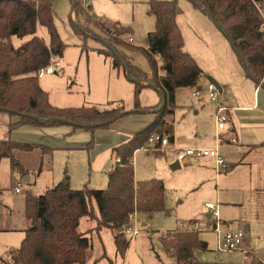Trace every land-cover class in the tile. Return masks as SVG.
I'll list each match as a JSON object with an SVG mask.
<instances>
[{"label": "rangeland", "instance_id": "obj_1", "mask_svg": "<svg viewBox=\"0 0 264 264\" xmlns=\"http://www.w3.org/2000/svg\"><path fill=\"white\" fill-rule=\"evenodd\" d=\"M148 1L89 0L84 4L80 0L86 13L73 11L74 0L54 1V24L66 48L62 56L53 59V62L61 63L56 72L40 77V83L50 94L51 103L58 107L99 108H112L120 103L126 111H132L136 109L138 100L141 113L127 115L120 122L94 132L83 129L73 132V127H67L72 134H67L64 128L38 133L36 137L54 149L51 168L46 166L48 158L45 156L44 171L40 175L37 159L42 153L39 150L17 153V157L31 170L26 175L13 171L9 158L0 160V257L3 260L9 259L11 251L18 249L25 237L23 230L28 225L25 214L27 196L40 195L53 188L66 172L74 189L85 186L107 188L109 172L115 162L113 148L153 121L155 115L148 108L161 102L160 93L152 87H145L137 98L136 84L125 74V69L114 68L112 58L99 51L105 47L100 39L110 41L109 35L101 29L102 23H119L126 29L123 37L129 44L148 48V34L156 27L155 17L148 12ZM175 1L184 48L206 73L195 87H183L177 91L175 143L170 142L164 147L166 153L157 150L154 143L135 153L136 180L156 178L164 181L166 210L133 214L131 226L139 233L133 238L129 236L132 240L124 259L113 253L116 231L107 227L98 228L97 220L83 217L78 228L91 239V256L97 246H101V238L104 239L107 256L98 264H109V258L123 264L174 263L175 258L164 245L162 237L181 228L180 224L187 229L195 223H198L200 238L207 244V247L196 250L200 260L246 264L247 258L242 251L218 250L217 233L212 228L213 219L208 217L211 214L206 207L208 203L219 204L220 218L225 222L222 223V230L228 227L242 230L245 247H250L264 259L263 151H250L243 161L246 164L236 162L234 168L231 165V169L219 177L216 175L215 158L210 156L197 159L186 157L180 161L179 168L173 167L178 161L177 150L212 149L216 147L220 135L224 139L221 152L224 153L226 147L231 156L236 155L235 149L239 145L232 141L231 120L226 121V128L218 129L216 105L207 99L212 78L223 87L219 102L223 105H226L224 97H231V91L245 92L249 88L253 93L255 88L254 80L247 75L222 29L189 0ZM75 26L81 31L79 28L75 30ZM36 35L50 43L46 27L38 25ZM32 37L13 36L11 41L19 48ZM129 37H133L134 41L129 42ZM117 47L133 64L151 74L149 61L142 53L120 45ZM197 89L206 95L205 100L194 96ZM13 116V122L17 121L19 117ZM27 130L12 129L11 139L29 141L31 134ZM197 140L203 144L195 143ZM223 158L230 164L225 153ZM16 186L22 189L21 193L15 192ZM0 264H4V261L0 260Z\"/></svg>", "mask_w": 264, "mask_h": 264}, {"label": "trees", "instance_id": "obj_2", "mask_svg": "<svg viewBox=\"0 0 264 264\" xmlns=\"http://www.w3.org/2000/svg\"><path fill=\"white\" fill-rule=\"evenodd\" d=\"M55 0H0V113L20 116L10 128L22 126L50 127L70 124L74 129L94 132L110 127L133 113H141L139 101L136 109L126 111L118 103L112 108L96 106L58 107L51 103L49 93L40 84L38 71L49 65L55 57L64 54L66 44L54 24ZM194 7L208 15L229 39L242 67L257 86L264 87V31L263 19L252 0H189ZM149 14L155 17V29L148 34V48L129 44L124 39L125 27L119 23L101 24L110 37L112 47L105 45L100 53L112 58L114 68L123 67L120 57L128 64L130 78L136 84V96L145 87L158 88L161 102L148 108L155 119L143 130L113 148L115 162L109 172L105 189L85 186L74 189L70 176L40 195L25 199V214L29 222L25 237L16 250H12L4 264H89L91 239L79 230L80 220L88 217L97 220L98 228L107 227L115 232L116 254L124 259L131 238L126 228L131 226L136 212L166 210V187L161 179H135L134 155L140 149L151 146L154 135L175 139L176 93L179 88L195 87L205 71L197 60L185 50L184 37L177 23V1L149 0ZM73 11L86 13L80 0H74ZM230 15L226 16L224 12ZM88 21V18L86 19ZM38 25L47 28L50 43L36 35ZM75 25V24H74ZM79 28V27H78ZM75 26V30L78 29ZM81 31V29H78ZM33 35L21 47L16 48L11 38ZM117 45L142 53L149 61L151 74L133 64ZM117 52V53H116ZM162 94L165 104L161 110ZM102 126L96 124L104 123ZM155 148L160 143L154 144ZM39 150L47 156L51 168L53 147L16 140L2 141L0 160H11L13 171L22 175L29 173L17 157L18 152ZM42 168H40L41 172ZM162 237L176 261L174 264H222L203 261L196 250L206 244L198 230L178 228ZM207 247V244H206ZM106 257V251L102 256ZM250 264H264L255 253H248ZM101 258L92 264H98ZM109 264H123L109 259Z\"/></svg>", "mask_w": 264, "mask_h": 264}, {"label": "crops", "instance_id": "obj_3", "mask_svg": "<svg viewBox=\"0 0 264 264\" xmlns=\"http://www.w3.org/2000/svg\"><path fill=\"white\" fill-rule=\"evenodd\" d=\"M212 81L215 82L221 88V90H222L221 94H222L223 87L220 86L219 82L217 80H215L214 78H212ZM41 86L44 89V86L42 84H41ZM44 90H46V89H44ZM251 91L252 90L249 88H247L245 90V92L238 91V90L235 92L231 91V94H232L231 97H229V95L227 97V95H226V97H224V99H223V101L226 102V105H224V106L228 107V109H229L228 110L229 120H231L230 132L233 133V136H232L233 138L234 137L237 138L236 143H238V145H239L235 149L237 152L235 153L236 155L234 157L231 156L230 150L226 149V147H225L224 153L226 154L227 159L230 161L229 162L230 164H228V166H229L228 169L223 171V172L229 171L234 164H237L236 162L240 163L241 165L246 164V162L243 163V161L247 157V154L250 151L252 152V150H254V149H259V150L263 151L261 163L264 166V87L257 86L255 84V88H253V93ZM195 97L199 98V100H205L206 99L205 94H203L202 97H197V96H195ZM207 99H208V97H207ZM220 100H221V97H220ZM220 100H219V102H220ZM176 101H177V93H176ZM221 105H223V104H221ZM176 112H177V109H176ZM176 112H175V115H176ZM16 116L19 117L17 120V121H19L20 116H18V115H16ZM13 117H14L13 115H10L8 113H4V112L0 113V144L2 141H6V140L11 139L12 129L10 128V126H11V123H13ZM154 119H155V117L152 120H154ZM17 121H14V122H17ZM67 127L72 128L73 126L70 124H64V125H60V126H50V127L22 126L19 128L20 129L28 128V130L26 132L31 134V137H29L31 139H28L29 141H25V142L44 144V143H42L43 141H41L40 139H38L36 137L38 135V133L42 132L43 130H48V129H50L51 131L52 130H56V131L58 130L59 131V129L64 128V130L67 132V134H72L73 132H75L77 130V129L73 128V130H72L73 132H71V130ZM224 128H226V125ZM79 129H81V128H79ZM175 130H176V121H175ZM85 132H88V131H85ZM178 135H179V130H178ZM221 136L222 135H220L218 137L216 147H214V148H218V150H220V152H221V147L223 145L222 142L224 140ZM16 141H18V140H16ZM175 141H176V135H175V139H174L173 143H175ZM228 141L232 144H235L231 141V139H228ZM20 142H22V141H20ZM195 143L203 144L201 141H198V140ZM45 145H47V144H45ZM140 150H142V149H140ZM224 153H222V155ZM42 155L43 154H41V156H38V159H37L38 160L37 165H38L39 170H40V168H42L41 172L39 171V175L44 171V163H43L44 156H42ZM212 158H214V157H212ZM194 159H197V158H194ZM178 161L180 163V161H183V160H178ZM22 163L26 166V164L24 162H22ZM134 166H135V155H134ZM234 167H235V165L233 166V168ZM27 169L29 170V172L31 171L28 167H27ZM215 170H216L217 177H219L220 175L223 174V172H218L216 160H215ZM29 180H30V178H29ZM261 188L264 190V182L261 185ZM219 212H220V206H219ZM221 222L225 223L222 221V219H221ZM28 226H29V222H28L27 228H28ZM228 228L231 229V227H228ZM23 231L25 232V229ZM103 240L104 239L101 238V241H100L101 246H97V249L94 250V253L92 254V256L90 257V259L88 261L89 264H92L96 259H99V258L103 259L104 258V257L102 258V256L104 254V250L106 251V246H105ZM237 251H242V253H244L243 251H247L248 253L249 252L255 253L257 256H259L256 252L251 250L250 247H245V237H244V240H243L241 247ZM113 253H116L115 241H114ZM106 256H107V251H106ZM245 258H247L245 263L250 264V258H248V255ZM109 259H111V258H109ZM175 261H176V259H175ZM174 263H171V264H174Z\"/></svg>", "mask_w": 264, "mask_h": 264}, {"label": "built area", "instance_id": "obj_4", "mask_svg": "<svg viewBox=\"0 0 264 264\" xmlns=\"http://www.w3.org/2000/svg\"><path fill=\"white\" fill-rule=\"evenodd\" d=\"M259 11L263 23H262V29L264 31V0H252ZM89 0H82V3L87 4ZM129 42H133V37L128 38ZM61 66V63L59 61L51 62L46 67L41 68L37 75L38 77H43L44 75L48 73H54L56 72L57 68ZM221 88L215 83L211 82L207 89V97L208 99L213 102L216 105V120L217 125L219 129H222L225 127L226 121L229 119V113H228V107L219 104V100L221 97ZM194 95L197 97H202L203 92L201 89H197L194 91ZM233 142L237 141V138H232ZM151 143L156 144L157 142L160 143V147L156 148L157 150H161L163 153H166L164 150V147L168 146L170 144V141L167 137L162 138L159 135H154L150 139ZM178 152V160H184L186 157L189 158H200L202 156H210L214 157L217 163V170L218 172H223L228 169V164L223 158L222 153L218 148H212V149H186V150H177ZM19 185V184H18ZM16 193H21L22 189L19 186L15 187ZM206 207L211 211V219H213V230L217 233V248L220 251H237L241 247L243 240H244V232L240 229H230L227 228L225 230H222V222L220 219V212H219V205L208 203L206 204ZM133 218V216H132ZM181 228H184L182 224H180ZM198 227V223H195L194 225H191L187 227L189 230H196ZM126 234L131 237H135L139 233V230H134L132 226H129L126 228ZM245 257L248 255L247 251H243Z\"/></svg>", "mask_w": 264, "mask_h": 264}, {"label": "water", "instance_id": "obj_5", "mask_svg": "<svg viewBox=\"0 0 264 264\" xmlns=\"http://www.w3.org/2000/svg\"><path fill=\"white\" fill-rule=\"evenodd\" d=\"M224 13H225L226 16H229V15H230V14H229L228 12H226V11H225ZM223 32H224V31H223ZM100 41H102L105 45L112 47V45H111V43H110L109 41H106V40H104V39H100ZM116 53H117V52H116ZM120 59H121V61H122L123 68L125 69L126 74L129 75V67H128V64H127V63H126L121 57H120ZM132 80L134 81V79H132ZM152 88L158 90V88H156L155 86H153ZM164 104H165V98H164V96H163V94H162V105L160 106L159 110H161V109L163 108ZM104 124H105V122H104V123H99V124H96V125H97V126H102V125H104ZM173 167H174V169L179 168V167H180V163H179V161H177V162L173 165ZM27 179H29V176L27 177ZM208 217L211 218V214H208ZM204 247H206V244H204Z\"/></svg>", "mask_w": 264, "mask_h": 264}]
</instances>
